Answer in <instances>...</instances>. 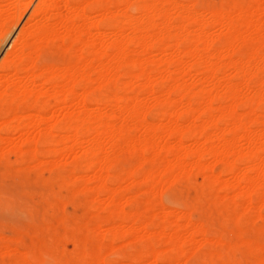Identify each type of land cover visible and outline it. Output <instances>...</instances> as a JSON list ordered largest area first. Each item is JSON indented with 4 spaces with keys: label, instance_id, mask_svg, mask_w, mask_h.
<instances>
[{
    "label": "bare ground",
    "instance_id": "1",
    "mask_svg": "<svg viewBox=\"0 0 264 264\" xmlns=\"http://www.w3.org/2000/svg\"><path fill=\"white\" fill-rule=\"evenodd\" d=\"M36 1V5L34 4L30 11L33 0L14 1L13 3L16 4L12 7H15L9 13L8 11L4 13L5 9L0 10V44L10 32V26L13 27L10 29L13 31L12 29L22 23L17 35L12 39L11 48L6 50V55L0 62V103L5 104V107L0 109V114L4 118V121L0 122V143L8 141L1 131L3 133L15 128L21 131V139L19 138V142L12 147L13 149L15 147L17 154L24 153L23 151L26 150L25 152L28 151L26 154L30 152L34 158L44 153H48L47 155L53 158L59 155L66 157L74 155L73 164L76 169L84 166L91 172L89 177L86 174L77 175L78 177L75 175L82 181L83 188L94 195V201L96 198L99 199L100 194L106 193L108 196L106 205L110 210L109 215L106 218L96 216V231L99 232L101 224L106 222L111 224V227L103 236L112 243L118 239H129V241L126 240L127 245L130 243L136 245L143 239L150 241V244L141 248L134 245L133 251L124 253L122 258L130 261L126 264H159V260H167L170 264H183L180 259L187 253L185 245L188 238L193 240L195 234L202 235L203 238L199 242L204 245L205 242L208 243V237H205L207 224L202 219L198 218L199 223H195L192 221L191 213L163 207L161 216H158L157 213L151 212L156 205L150 199H145L143 209L136 208L126 213L125 205L121 204L125 197L124 190L138 182L134 171H139V168L129 169L123 172L124 174L112 173V166L117 165V162L111 154L108 155L106 152L107 147L113 150L112 148L119 145L122 140L126 146L140 147L143 152L141 157L139 156L142 165L147 161L146 153L151 149H154V157L160 158L153 169L143 175L144 182L150 186L149 193L150 189L152 190L162 182L165 173L179 178L178 175L186 172L190 174V171L195 169L203 175L210 176L208 172L210 170L211 174L210 166L212 165L203 161L207 156H212L216 162L223 163L222 171L215 176L211 175V178L214 176L212 180H216L222 192H224L223 189L236 190L241 187V191L236 190L238 192L233 195L234 198L231 196L233 200L236 197L245 198V207L253 206L252 204L258 199L264 202L262 190L264 186V127L260 130L252 129L253 124H264V107L261 109L263 113L259 114L257 111L259 104L264 102V80L260 77L264 73V0H249V4L236 5L235 8L222 7L216 10L206 6L204 8L207 12L209 11L207 16L201 15L196 10L197 3L194 0L188 3H179V0H135L141 12L139 13L141 15L136 16L130 14L125 8L126 5L122 4L129 2L130 5L131 0H119L116 5H112L108 0H80L84 1L83 4L93 2L96 10L104 15L106 12L102 11L110 12L106 15L112 14L111 17L118 13L122 14V19L120 18L119 22L116 21L109 31L98 23L100 19L91 22L86 18L81 24L76 22L75 13L82 4L78 2L79 0H62L63 5L60 0ZM121 4L125 10L122 9ZM165 4L174 6V9L182 6V9H179L180 12L183 10L182 19L174 21L173 17L176 15L172 13L173 16L170 11L172 9L167 8ZM62 7L64 11L60 10ZM27 12L30 14L27 15ZM97 14L100 15V13ZM215 24L225 30L221 32L224 44L220 43V47L211 51L214 39L211 40L209 29ZM191 26L194 28L191 29ZM106 36H110L111 40H107ZM58 37L62 38V42ZM53 38L58 39L61 42L60 45H63L61 47L66 50L77 44L79 61L60 68L54 64L38 68L36 65L38 48L47 41L53 42L54 40H51ZM242 46L247 47V50L244 48L245 53H241ZM169 47L173 50L168 57L162 60L152 57L154 49H159V52L164 54V52L168 53ZM227 68L231 69L235 73L234 76H238L240 80L229 79L225 74ZM5 71H9V76L5 74ZM20 72L23 73L22 77L19 75ZM151 73H156L157 78L160 76V80L166 79L169 82L168 86L164 87L157 83L159 80L152 77ZM185 75L193 77L203 75V77L197 78L198 81L185 84L180 81V78ZM123 77H129V80L131 78L127 83L135 81L144 88V91L146 88L155 98V105L168 104L175 110L158 112L159 119L165 122L148 121L146 114L147 110L151 109L147 107L148 104L144 102L141 94L127 96L130 99L128 101L119 92V84ZM47 82L51 84V86L48 84L49 88L45 87ZM83 82L87 84L82 89L83 93H80L77 87ZM211 82L213 84L206 94L203 91L206 89L204 85ZM110 83L116 87L114 94L104 92L106 95L102 93L97 95L95 93L98 87L100 89ZM155 83L160 85L157 90L153 87ZM173 92L178 95L177 99L172 98ZM217 102L219 105L215 106ZM239 103H244L247 107V111L243 114L237 111ZM25 104L28 107L23 110ZM93 104L97 107H92ZM108 107L114 111H108ZM195 112L198 114L197 121L187 117ZM48 113L51 114H49L51 119H48ZM117 119L118 122H116ZM138 127L143 130L140 145L133 141L131 135L132 131ZM38 138L46 139L47 149L45 144L44 150L37 149ZM188 138H193L195 144H199L200 139L204 140L205 144L194 148L187 147L185 141ZM171 139L174 141L172 142ZM42 145L40 143V146ZM0 148L3 152L2 146ZM12 148L11 151L14 153L15 150ZM162 148L170 149L174 153V158L164 160L159 157ZM190 158L195 160L188 162ZM239 161L243 163V167L239 166ZM54 163L53 165H56ZM226 174L231 175L230 179L224 178ZM177 178L174 180H178ZM124 181L129 183L126 182L127 185L124 186L119 184V187L112 186ZM156 189H159V186ZM135 196H130L127 203L132 202ZM175 213L176 220H172L171 215ZM152 226L158 229L151 232ZM186 233L188 236H185ZM65 236L67 238L66 234ZM15 239L18 238H14V242ZM157 241L166 245V249L159 250L161 245ZM215 241L211 240V243ZM156 242L159 245L158 248L155 247ZM246 242L245 245L250 250H256L259 247L253 241ZM36 244H33V247L28 246L31 248L27 253L25 252L24 263L35 264L45 260L46 252L44 256L41 255ZM107 245H110L111 253L116 250L110 243L106 245L102 242L98 243L92 250V259L89 258L91 261L85 264H108L106 256L110 254L105 256L104 253L109 248ZM214 245L218 246V243ZM60 253L62 250L59 251ZM221 253V259H223V252ZM215 254H212L213 259L217 255ZM120 255L118 257H121ZM57 256H55L57 260H54L56 264H73ZM83 256L85 258L87 255ZM123 259L118 258L114 261L116 264H125Z\"/></svg>",
    "mask_w": 264,
    "mask_h": 264
},
{
    "label": "rangeland",
    "instance_id": "2",
    "mask_svg": "<svg viewBox=\"0 0 264 264\" xmlns=\"http://www.w3.org/2000/svg\"><path fill=\"white\" fill-rule=\"evenodd\" d=\"M0 1H2V3H0L1 4L0 10L3 11L5 9L6 11L4 10V13L7 11L8 13L13 11V8L15 6L14 7L12 6L16 4V3L14 4L13 2L14 1L16 2V0H11V1L10 0H0ZM60 1L62 2V0ZM191 1L192 0H179L178 2L188 3ZM194 1L197 3L195 6L196 10L203 16H207V13H209V11L207 12L206 8H204L206 6L210 7V9L212 10H216L222 7L235 8L237 7L236 5L245 4V3L249 4V0L247 1L246 0H228V1L227 0H200V1L194 0ZM35 2L37 1L33 0L30 6L31 9H29V11L32 10V6H34ZM78 2L80 3L82 1L79 0ZM83 2L82 4L80 3L81 5L78 3L80 7L75 13L76 22L78 24L83 23V21L86 18H88V21H91V22L98 21L97 19H100L98 23L100 25L102 24L101 26L105 30L109 31L111 27L114 25V23H116V21L119 22L122 19L121 13H118L117 15H113V17H111L112 14L110 16H107L109 15L110 12L107 13L108 11H102L104 13L106 12L107 14V15L106 14L104 15L102 13L104 15L103 16L101 14V11L98 12L96 10L95 4L93 2H89L87 4L85 3L83 4ZM108 2H110L112 5H116L119 3V0H108ZM122 4L126 5L125 8H127V11L130 14L132 15L134 14V16L141 15L139 14L141 13L139 10V5L138 3L135 2V0L133 1L131 0L130 5H129V2H127L129 6L126 3H122ZM122 4H121V7L122 9L125 10ZM61 5H63V2ZM165 6L167 8L172 9L170 10L171 14L173 13L174 15H176L175 17H173L174 15L172 14L174 21H180L182 19L181 12L183 10H181V12L179 10V9H182V6L179 9L176 7H175L176 9H174L173 8L174 6L172 5L169 6L168 4H165ZM178 7H180V5ZM62 9L64 11L63 7L60 8V10ZM28 13L29 12H27V15ZM97 13H100V15ZM178 13L180 14L178 15ZM25 18L23 20L24 22H25ZM36 19H38V17ZM21 24H19V26L12 29L13 31L10 30L11 28H13L12 26H10L9 27L10 32L8 33V35L6 34V38L2 39L1 44H0V49H1L0 50V62L6 55V50L11 48V44L13 41L12 39H14L13 37L17 35L16 33H18L20 26H22ZM219 26L220 25L215 24V25H212L209 29L211 33L210 36L212 37L211 40L214 39L212 41L213 43L211 42L212 43L211 46L214 49L211 48L212 49L211 51L220 47L219 46L220 43L224 44V37L221 34V32H224L225 30H222L223 28L221 29V26L220 27ZM192 27L193 26H191V29L194 28ZM8 36H9V39H8ZM84 36L88 37L87 34H84ZM106 38L107 40H111L110 36L108 37L106 36ZM58 39H60V41L62 42L61 37H58ZM58 39L56 40L55 38H53L51 39V40H54L53 42L47 41L44 44H41L39 46L38 48L39 53H38V58H37L38 61H36V65L38 68L41 69V67L43 66L45 67L48 64H54L56 67L58 66L60 68L66 65H73V63L76 64V62L79 61L78 60L79 46L77 44H74L73 47L66 50L61 47L62 44L60 45L61 42L58 41ZM33 46L35 47L34 44ZM30 47L32 48V46ZM31 48L29 50H31ZM169 48L167 49L168 53L164 52V54L161 51L159 52V49H154L152 57L157 60L159 59L162 60V58L164 59L166 58V56L168 57L172 53L171 50H173L172 47H169ZM241 48L243 50V51L241 50V53H245L247 50V47L242 46ZM244 48H246V50H244ZM160 53H162L163 55H161ZM5 74L9 76V71H5ZM22 74L23 73L20 72L19 74L21 75L20 77H22ZM225 74H227L229 79L233 81H237V79L240 80L238 76H234L235 73L231 71V69L229 68L226 69ZM192 75L191 76L185 75L183 78H180L181 79L180 81L182 83L189 84L193 81H198L197 78L203 77V75L202 76L194 75V77ZM220 75L223 76L222 74ZM151 76L156 77L158 75L156 73H151ZM260 77L264 80V73H262ZM156 78L155 80L157 79L159 80L157 83H159L160 85L164 87L168 86L169 82L166 79H162L163 80L162 81L160 80V76L159 78L157 79ZM37 80L41 81L40 79H37ZM130 80H129V77L121 78L119 88H118L119 92L122 95H124V97H126L128 101H130V99H128L127 96L132 97L137 94H141L140 96L144 98V102L148 104L147 107L151 109L149 111L147 110V114H146L147 120L150 122L152 121L153 122H156V121L165 122V120L159 119L160 111L164 110V111L170 112L175 109H173L168 104L155 105L156 103L155 98L152 97V95L147 91V89L145 88V91H144V88L141 87V85H139L135 81L127 83ZM122 81L123 83H121ZM126 83L127 85H124ZM157 83L153 85L155 90H157L158 87L160 86V85H157ZM48 84L49 86H51V84L47 82L45 83V87L47 86V88H49ZM85 84H87V82H83L81 85L77 87V90L80 93H83L82 89L85 88L84 87ZM121 84L124 85L123 88H122L123 85L121 86ZM205 84H207V85H204L205 86L204 89L205 88L206 89L203 91L207 94L208 89L211 88L213 83L211 82V83H205ZM263 85H264V82H263ZM110 89L112 92L110 91ZM115 90H116V87L114 86V84L110 83V84H106L100 89L98 87L95 93L97 95L98 93L104 94V92L106 94H109V93L114 94ZM173 97L176 99L178 98V95L176 94V92H173L172 98ZM218 105H219L218 102L215 103V106H218ZM91 106L94 108L97 107L96 104H93ZM2 107H5L4 103H0V109ZM27 107L28 106L25 104L23 106V110H26ZM263 107H264V102L259 104V109L257 110L259 111V114L263 113L261 110L263 109ZM109 108L111 107L107 108L108 111H114L113 109L111 110ZM107 109L105 111H107ZM105 111L103 112L104 114H105ZM108 111H107V114H108ZM237 111L240 112L241 114L245 113L247 111L246 105L244 103H241V104L239 103V105L237 106ZM109 113H112V112H109ZM49 114L50 113H48L47 115L49 118L48 117L47 118L51 119L50 118L51 114L50 115ZM191 114L190 116L187 115V117L191 120H196V117L198 116L197 112H195L192 115ZM251 116L254 117V115H251ZM1 121H4L2 114H0V122ZM118 121L119 120L117 119L116 122ZM263 127H264V124H253L252 125V129H255V130H260ZM1 134L8 138L7 142L9 144L4 141L0 143V147L2 146L4 150L3 152H5L3 154L2 149L0 148V152H1L0 154V264H13V263L14 264H26L24 263L23 259L26 257V253L28 252V250L31 247H33V244H36V242H37L36 246L38 247V251L40 252V254L44 256V253L46 252L45 254L48 256L45 255L44 261L40 263H35V264H54V263L56 264L54 260H57L55 257L57 256V253H58L57 258L69 260L73 264H85L86 262L91 261L92 259L91 253H92L93 248L98 243H101V242L104 243L105 245L110 243L111 245L115 246V249H116L115 251L113 250L114 252L111 253L110 252L111 248L109 247L110 245H107V247L109 248H107L104 251V253H105V256L108 253L110 254L106 256L107 261H109L108 264H112V263L116 264L114 260L118 258L123 259L122 255L124 253L131 252L134 250L133 246L135 244L134 245L131 243L130 245L126 244V240L129 241V239H125V240L118 239V241L116 240L112 243L111 240H108L107 237L105 238L103 236L107 233L106 230L111 227V224L103 222L101 224V229L99 230V232L96 231V228H95L96 216L99 215L103 218H106L109 215L110 210L106 205L108 196L106 193H103L102 195L100 194L99 199L96 198V200L94 201L93 199L94 195H92L89 191L83 188L82 181L79 180L77 177L81 175L84 176L85 174L86 176L89 177L91 176L89 175L91 174V172L85 169L86 167L84 166H81L76 169V167L73 164L75 161L73 157L74 155L73 156L69 155V157L67 155L68 158L63 155H59L58 157L53 158L52 156L47 155L48 153H44V154H39L37 155V157L34 158L32 155H30V152L28 153L29 154L28 156V154H26L28 151L25 152L26 150L23 151L24 153L22 152L20 153L18 151L20 154H17L15 147L14 149L12 147L15 146V144L18 143L19 140L21 139V131L13 128L11 130L10 129L6 130V132H3V133L1 131ZM36 134H38L37 131H36ZM131 135H132L133 141L138 143V145L142 143L141 136L143 135V130L141 128L138 127L134 129ZM45 140L46 139L38 138L37 145H36L38 150H42V149L44 150V147L47 144ZM171 141L173 142L174 139H171ZM194 142L195 140L193 138H188L186 139L185 144L187 147H191V148H194L197 145L204 146L205 144L204 140H201V139L198 140L199 144H195ZM243 142L242 144H244ZM40 143L41 145L42 144L43 145L40 146ZM124 144L125 142L122 140V142L119 143V145L112 148L113 150L107 147L106 152L108 155L111 154V156L115 158V162H117L116 163L117 165H114L115 163H113L114 167L112 166V170H111L112 173H115V172L123 173L129 169L133 170L134 168V170H136L137 167L139 168V171L138 170L137 172L134 171V173L136 174V180L138 182L134 183L135 185L133 184L132 186H129L130 188H127L124 190V196H125L124 200L125 201L122 199L121 204L123 206L125 205V209L123 206L122 207L126 211V213L131 212L135 210L136 208L143 209L144 208L143 203L145 199L147 200L150 199L155 203L157 207V208L155 207V209H152L151 212L157 213L158 216H161L160 213L163 207L169 210L171 209L177 210L178 212L185 211L188 214L191 213L190 216L192 218V221H195V223H199L198 222V218H199V220L202 219L205 222V224H207V226L205 225L207 228V233L205 237L206 238L208 237V240H207L208 243L205 242L204 245L202 244L203 245L202 247L199 241L203 237L202 235H199V234H195L193 240H191V238H188L190 242L189 240H187V244L185 245L187 253H185L184 256L181 257L180 259L181 263L183 264H212V263L215 264V262L218 260L217 262L219 264H227V263L229 264H264V202L263 200L259 201L258 199V201L256 200L252 204L253 206L245 207V198L240 197L241 198L240 199L239 197H236L235 200L231 198V196L233 197V195H235V193L238 192L236 190L240 189L239 191H241V187L236 190H233V189L231 190V188L228 190L223 189L224 192H222V190L218 188L219 184L215 182L216 180L215 181L212 180L215 175H217L218 173L222 171L223 169L222 162L220 161L216 162V160L212 156L206 157V159L203 162L212 165L210 166L212 167L211 174H210V170L208 172L210 176L203 175L195 169H193V171L191 170L192 172L190 171V174L186 172L180 176L178 175L179 178L174 177V175H170L169 173H165L162 177L163 179L162 182L152 189L154 191L152 192V190L150 189V193L152 192L150 194L148 192L150 186L149 184L144 182L143 175L147 173L148 171H150L151 169H153L154 164L160 158L157 159L156 157H154V149H151L149 150V152L146 153L147 161L144 163V165H142L143 163H141L139 156L141 157L143 152L141 151L140 147L138 146V148H133L131 146H126ZM11 148L15 150L16 152L14 151L13 153L11 151ZM46 149H47V145H46ZM78 154H79V149H78ZM158 156L162 157L164 160L166 159L172 160L174 158V153L170 149L167 150V149L162 148ZM71 158L74 160H72ZM53 159L55 160L53 161ZM194 160L195 158H190L188 162H192ZM53 163L56 165H53ZM51 164H52V167H50ZM140 164L144 167L140 166ZM239 166L243 167V163H241L240 161H239ZM113 169H115L116 171L115 170L113 171ZM75 175L76 176L78 175V176L76 177ZM211 175H214L213 178H211L212 177ZM228 175L229 174L224 175V178L230 179L231 175L229 176ZM73 176H75L76 179ZM174 178H177L178 180L175 179L176 180L175 181ZM140 180H142V182H139ZM126 182L125 181L121 183L117 182L113 184L112 186L119 187L118 186L119 184L120 186L121 185L124 186V185H127ZM158 186H159V189H156L158 188ZM262 190L264 191V186ZM215 192H217L216 194L218 195H216ZM132 195L133 197L136 195L134 200L130 203H127V199L130 196L132 197ZM175 215L177 214L175 213L171 215L172 220H176ZM225 217H227V219ZM150 229H151V232L153 231L155 232V230H157L158 227L152 226ZM65 234L67 235V238ZM186 234L187 235L185 236H188V233ZM101 236L104 237V241L102 240L103 237ZM14 238H18L17 240L15 239L17 242L16 241L14 242L13 240ZM210 238L212 242L213 240L214 241L217 240V241H215L214 243H211ZM218 238H220L219 242H218ZM34 240H36V242H34ZM220 240L223 241L222 245L220 244L221 243ZM247 240L255 242L259 247L256 250H250L245 245L247 244L246 242ZM240 241H243V242H240ZM83 242H86V243L84 244ZM157 242L155 245L156 248H158V246L161 245L159 246V250L166 249L165 248L167 247L166 245L162 244L161 242H158L159 245H157L158 244ZM216 242L218 243V246L214 245L216 244ZM146 244H150V241L149 240L144 241L143 239L137 242L135 246H137V248H141ZM51 245H53V247ZM28 246H31V247H28ZM117 246L119 247L116 248ZM14 249L15 250L17 249V250L15 251ZM216 249H218V251ZM259 249L262 250L263 253ZM58 250L59 251L62 250V253L59 254ZM117 250L120 251L122 254L118 252ZM215 252L217 255L215 254ZM221 252H223L222 257H224L225 259L224 258L221 259V254H222ZM23 253H25L24 256H22ZM227 253H230V254L227 255ZM212 254L216 255L214 259H213L214 255ZM218 254L220 255V257ZM83 255H87V256H85L84 258ZM118 255H120L121 257H118ZM230 259L231 260L233 259V260L231 261ZM234 260H236V262ZM122 261L125 264L130 263V261L126 259H123ZM220 261L221 262L227 261V262L221 263ZM158 262L159 264H170L167 260H161V261L159 260Z\"/></svg>",
    "mask_w": 264,
    "mask_h": 264
}]
</instances>
